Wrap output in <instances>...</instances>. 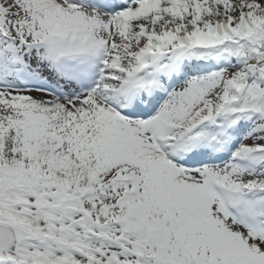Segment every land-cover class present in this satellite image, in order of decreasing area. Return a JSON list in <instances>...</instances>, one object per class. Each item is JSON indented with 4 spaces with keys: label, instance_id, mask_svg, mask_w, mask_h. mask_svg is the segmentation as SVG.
Wrapping results in <instances>:
<instances>
[{
    "label": "snow or ice",
    "instance_id": "snow-or-ice-1",
    "mask_svg": "<svg viewBox=\"0 0 264 264\" xmlns=\"http://www.w3.org/2000/svg\"><path fill=\"white\" fill-rule=\"evenodd\" d=\"M0 264H264V0H0Z\"/></svg>",
    "mask_w": 264,
    "mask_h": 264
}]
</instances>
